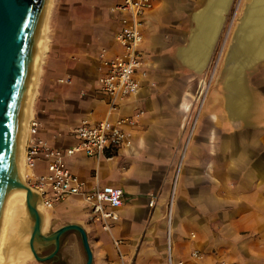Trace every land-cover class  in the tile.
I'll list each match as a JSON object with an SVG mask.
<instances>
[{"label": "crops", "instance_id": "0c3cea01", "mask_svg": "<svg viewBox=\"0 0 264 264\" xmlns=\"http://www.w3.org/2000/svg\"><path fill=\"white\" fill-rule=\"evenodd\" d=\"M72 1L64 15L71 20L55 25L50 34L41 80L46 130L39 126L37 132L62 149L77 142L73 128L80 120L107 116V99L97 91L98 55L122 51L115 36L123 12L115 7L123 0ZM199 1L204 4L198 9ZM206 3L155 1L141 24L139 70L146 75L138 93L110 116L134 117L126 127L128 138L99 158L82 152L65 157L88 189L99 183L123 190L121 205L113 209L115 219L92 221L91 206L79 196L45 208L41 230L50 228L51 233L67 223L84 228L91 264H168V237L173 257L184 264H190L193 250L201 253L199 264H264V112L239 115L242 102L235 107L227 94L232 105L227 103L218 84L203 95L202 71L182 59L194 13ZM219 40V33L213 36L208 56ZM50 70L56 76L54 87ZM240 95L246 97L243 84ZM36 166L37 173L45 171L42 162ZM50 244L53 251V242L41 248ZM85 258L79 232L70 229L48 263L83 264Z\"/></svg>", "mask_w": 264, "mask_h": 264}, {"label": "built area", "instance_id": "2783aa9c", "mask_svg": "<svg viewBox=\"0 0 264 264\" xmlns=\"http://www.w3.org/2000/svg\"><path fill=\"white\" fill-rule=\"evenodd\" d=\"M155 1L123 0L115 7L123 12L115 36L122 51L107 56L105 50H102L98 55L101 67L97 91L107 99L106 117L95 122L80 120L73 128L77 142L62 149L41 138L37 134L39 119L32 114L29 116L23 146L24 179L37 192L44 208L62 202L66 197L79 196L91 206L88 214L92 221L117 218L113 209L121 205L123 190L117 186H102L99 183L88 189L85 181L80 180L67 165L65 157L82 152L89 157L99 158L117 150L128 138L126 127L134 122V117L122 115L112 119L110 116L128 97L138 93L146 75V71L139 70L142 66L141 45L144 38L141 24L144 14L154 7ZM38 162L44 164V172L35 171ZM104 227H107L106 224ZM166 245L168 264H184L183 259L176 260L173 257L169 237ZM200 259L199 251L193 250L189 253L190 264H199ZM229 264L238 263L233 261Z\"/></svg>", "mask_w": 264, "mask_h": 264}, {"label": "water", "instance_id": "95a60500", "mask_svg": "<svg viewBox=\"0 0 264 264\" xmlns=\"http://www.w3.org/2000/svg\"><path fill=\"white\" fill-rule=\"evenodd\" d=\"M44 0H0V261L6 239L9 215L15 188L26 191V208L33 219L28 248L39 261H48L59 250L60 237L66 230L78 231L86 258L83 264H91L92 250L87 233L75 223H67L48 235L41 232L42 216L36 209L37 192L17 180L20 159V128L26 100L35 74L36 48L43 25ZM225 57L226 68L233 64L231 59H239V78L245 68L256 64L264 57L254 55L253 50L233 51L235 34ZM235 54V55H234ZM251 57V59H250ZM30 197L33 200H30ZM53 242L54 250L41 256L36 244Z\"/></svg>", "mask_w": 264, "mask_h": 264}, {"label": "bare ground", "instance_id": "6f19581e", "mask_svg": "<svg viewBox=\"0 0 264 264\" xmlns=\"http://www.w3.org/2000/svg\"><path fill=\"white\" fill-rule=\"evenodd\" d=\"M43 2L44 20L40 33L41 37L36 48V69L31 82V88L29 90V94L26 100L27 102L24 108L22 116L23 120L20 128V159L18 163L17 180L26 185L27 183L24 182L25 167L23 166V146L26 137L25 124L29 119L28 116L31 112L33 102L32 99L37 92V82L41 72L40 67L42 65L43 58L47 49V16L50 12V8L52 5V0H44ZM226 2L227 0H207L205 7L200 11H196L194 13V15L196 14L194 19L195 27L192 29L193 32L191 34L187 48L184 49L182 53V59L191 68L198 72H201L206 65L209 49L211 48L210 45L212 43L213 36L218 31L217 28L219 26L222 11L226 5ZM235 29H238L235 34L234 44L232 47L233 51H236L235 54L237 52L245 50H253L254 53H256L254 55L258 54L259 56L264 57V0H251L248 4H246L243 10V14ZM231 61L233 62V64L230 65V73L226 83L229 92L231 89L230 94L228 93L230 95V99L235 104L234 106L238 107L239 104H241L243 98V95H240V89L242 84V79L239 78L238 71V67H240V64L238 62L239 59L236 55L234 56V59H231ZM26 196L27 193L25 190L15 188L13 203L9 215L10 219L6 231L7 235L3 246V253L0 264H21L26 256L32 254L29 248L25 249L23 247L24 240L26 239L25 241H28L30 238V234L23 236V234L21 233V229L24 228L25 217H29L27 213V208H25ZM30 200L33 199L30 197ZM35 205L40 216L45 219L46 216H44V207L42 205L41 200L37 199Z\"/></svg>", "mask_w": 264, "mask_h": 264}, {"label": "rangeland", "instance_id": "374dc122", "mask_svg": "<svg viewBox=\"0 0 264 264\" xmlns=\"http://www.w3.org/2000/svg\"><path fill=\"white\" fill-rule=\"evenodd\" d=\"M57 1L59 2V4ZM69 1L73 2L72 0H52L50 12L47 16V18H48L47 49H46V53H45L44 58H43L42 65L40 67L41 72H40V76H39V79L37 82V92L32 99V101H33L32 107H31L32 111L30 112V115H31V113L34 112V115L39 118V121L41 122L39 129L43 128L44 130H46V127H45L46 125L44 124L45 120L43 119L44 117H43L42 111L40 109L41 104L43 102V101H41V98H42L41 89H42V85H43V84H41V80L43 79V76L45 74L44 60L47 56V52H49L50 44H51V42H50L51 35L50 34L53 32V28L55 25L56 26L66 25L67 22H69V20H71L70 18H66L64 16L67 14V9H68V7L66 8L65 5L69 4V6L71 7V3ZM250 1L251 0H227L228 3L226 2V5L222 11L221 20L219 22V26H218L219 31L216 32V34H215L216 36L218 35V33L220 34V40L217 42V45H216L217 47H216L215 52L208 56V58L206 60V65H205L204 69L202 70L201 77H200V85H201V90H202L203 94H206L211 86H216V84H218L219 90L225 96L227 103H230V105H232V104H231L230 100L228 99V95L230 94L231 89L229 92V89H228L227 83H226L228 80L227 78H228L229 73H230V68H226L225 57H226V54L229 50V47H230L229 45L232 43V37H233V34L236 30L235 28L238 25L239 20L243 14L244 7ZM199 3H200V1H199ZM202 4H204V1ZM202 4L200 3L199 5H196L197 8L199 9L202 6ZM204 7H202L201 9H203ZM200 10H198V11H200ZM55 11H57V13L59 14V15L57 14V17L59 19L54 24V18H53L54 16L53 15H54ZM110 28H111V26H110ZM49 75H50L49 76L50 78H48V79L51 80V82H50V84H52L51 86H53V87L56 86V84H54V80H53L54 77H56L54 71L51 72V70H50ZM55 81L57 82L56 79H55ZM242 84H243V90L245 92L246 97L244 98V96H243V98H242V108H244V109H242L243 112L239 115L243 116V114H245L246 112H249V111L264 112V59L258 60V62L256 64L252 65L249 68L244 69L243 74H242ZM39 91H40V94H39ZM45 123H46V121H45ZM26 125H27V122L25 124V134H26ZM23 166H24V162H23ZM25 208H26V206H25ZM44 214H45L44 216H47L46 215L47 211L45 208H44ZM28 216H29V214H28ZM32 224H33V219L31 218V216L25 217L24 228L21 229V233L23 234V236H26L27 234L31 233L30 231H31ZM26 225H27V227H26ZM49 230H50V228L48 229L46 227L45 228L43 227L41 232L45 235H48ZM25 240H24V242H26V243L23 242V247L25 249H28V241H25ZM36 249L38 250L39 255L45 256V255L50 254V251L53 248H52V244H50L46 248H43V247L41 248V245L36 244ZM28 256L25 257L26 259L24 258V260L21 264H49L48 263L49 261H39V260L35 259V257L32 256V254L28 255ZM59 264H67V260H62L59 262Z\"/></svg>", "mask_w": 264, "mask_h": 264}]
</instances>
